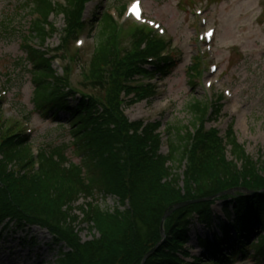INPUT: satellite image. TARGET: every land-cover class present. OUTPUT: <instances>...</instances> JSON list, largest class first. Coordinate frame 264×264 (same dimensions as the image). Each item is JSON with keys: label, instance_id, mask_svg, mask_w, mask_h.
<instances>
[{"label": "trees", "instance_id": "obj_1", "mask_svg": "<svg viewBox=\"0 0 264 264\" xmlns=\"http://www.w3.org/2000/svg\"><path fill=\"white\" fill-rule=\"evenodd\" d=\"M86 1L21 3L19 16H30L25 33L13 24L12 17L0 19L1 34H20L26 61L32 65L29 71L35 84V108L57 123L61 112L68 114L61 125L70 126L79 155L76 163L67 155L66 144L43 148L40 165L34 171L30 135L11 133L0 140V236L5 230L24 231L39 226L51 233L56 245L68 248L60 251L63 256L56 264H142L163 239L164 215L175 204L200 200L175 210L167 218L164 241L144 264H202L200 257L189 262L178 259L175 252L180 242L187 239L194 220L208 224L212 206L221 200L226 210L233 206L235 216L221 221L222 246L209 237L199 238L205 249L202 256L211 264H230L248 255L264 262V161H255L247 154L231 128L226 145L216 130L204 131L205 122L217 116L221 103L211 109L208 103L195 101L191 106L197 117L192 127L196 128L195 133L187 127L181 144L169 141L165 156L159 152L161 137L157 130L161 122L132 121L124 114L125 106L155 93L154 85L135 88L128 83L130 80L146 73L165 77L181 61L176 54L162 55L168 46L162 38L138 30L134 50L123 57L121 30L112 16L103 13V17L94 20L97 32L90 78L95 85L110 87L107 102L71 88L69 79L57 73L46 52L30 44L34 39L44 44L50 33L59 31L50 21L51 15L64 16L63 39L67 42V37L86 25L82 19ZM105 16L109 20L107 27L102 24ZM122 94L126 98L132 96L120 98ZM2 125L0 122V129ZM171 130L177 134L183 131ZM228 146L231 160L227 157ZM236 187L255 193L246 196L237 192L202 200ZM95 193L117 196L126 209H102ZM81 195L91 201L76 206ZM77 209L82 212V219L76 215ZM81 223L87 224L91 239L81 237ZM232 229L237 230L238 237L230 240ZM254 234L259 235L257 243L248 244L249 236Z\"/></svg>", "mask_w": 264, "mask_h": 264}, {"label": "rangeland", "instance_id": "obj_2", "mask_svg": "<svg viewBox=\"0 0 264 264\" xmlns=\"http://www.w3.org/2000/svg\"><path fill=\"white\" fill-rule=\"evenodd\" d=\"M25 1L27 0H0V18L12 17L13 24L21 27L24 33L28 31L26 21L30 16L26 17L27 14L25 18L19 16L18 8ZM131 1L87 0L84 12L85 18L89 19L94 12L99 13L98 8L103 12H113L115 8L119 14L116 15V19L121 28L120 53L123 57L134 50L133 42L138 30L154 32L161 36L153 26L134 22L121 13V6ZM142 3L145 17L160 22L165 28L162 35L166 42H169L166 53L176 54L181 61L157 83L155 95L151 100L138 99L131 107L125 106L124 114L132 121L161 122L157 131L161 132L162 138L159 152L165 156L169 141L181 144L180 138L185 137L187 127L191 132L196 131V128L192 127L197 117L191 107L195 101L208 103L211 109L215 108L217 102H221L223 108L219 118L216 122L208 120L205 123L206 130L216 127L220 136L224 138L229 124H233L237 141L245 148L247 154L255 161L260 158L264 161V0H142ZM200 11L203 12L202 15H198L197 12ZM203 19L207 21L205 24L202 22ZM108 23L109 20L105 16L102 24L105 27ZM55 26L63 29L62 15L55 19ZM210 27L216 28V35L209 50L208 45L199 38L204 30ZM89 32V26H86L79 33L77 39L84 40L82 46H77V39L67 37L65 45L63 43L60 47L63 50L67 48L63 55L68 57L54 59L53 66L59 75L65 73L71 88L75 91L107 102L110 87L102 88L95 85L90 78V58L96 36L95 38L89 36ZM60 41L57 35L49 39L46 46L53 49L61 44ZM30 44L42 48L38 45V39L32 40ZM60 53L62 54L60 49H53L51 55L60 57ZM211 64L218 66L215 72L210 71ZM66 66L68 70L65 69ZM31 67L30 62L26 61L20 34L5 37L1 34L0 26V101L4 104L0 121L3 123L0 140L11 133H28L33 154L43 148L66 144L67 155L77 163L79 155L73 144L70 126L61 125L68 118V114L61 112L58 116L60 123H57L52 117H44L35 108L33 99L35 84L29 71ZM194 67L196 69H193ZM149 76L146 73L128 83L136 88L155 82V79H150ZM209 83H212L211 87L208 86ZM4 91L6 94H3ZM226 91H229L230 95L225 94ZM221 93L223 95H220ZM131 96L132 94L126 98L122 94L120 98L128 99ZM212 111L210 110L209 114ZM171 128L175 131L182 128L183 131L177 134ZM227 157L229 160L232 159L230 153ZM181 186L184 184L181 183ZM95 198L104 210L113 211L118 206L126 209L115 195L106 197L95 193ZM85 201L84 198H80L76 206L83 205ZM222 204L223 201H219L213 207L212 226L194 222L199 234L209 238L214 234L222 236L219 227L220 217L223 216ZM76 212L79 219H82L80 209ZM79 230L83 240L91 239L86 223H81ZM258 236V234L249 236L248 244L251 242L256 244ZM231 239L233 240V236ZM192 243L194 246L195 241ZM60 251H68V248L56 245L51 233L39 226L24 231L14 228L0 236V264H56L63 256ZM190 252L194 256L203 257L205 250L195 247ZM190 260L191 257L185 258V261ZM232 262L264 264L251 255Z\"/></svg>", "mask_w": 264, "mask_h": 264}, {"label": "water", "instance_id": "obj_3", "mask_svg": "<svg viewBox=\"0 0 264 264\" xmlns=\"http://www.w3.org/2000/svg\"><path fill=\"white\" fill-rule=\"evenodd\" d=\"M235 191L243 192V193H245V194L248 195V196L254 194L253 191H250V190H248V189H246V188H241V187H239V188H236V189H234V190L225 191V192H223V193H221V194H219V195H223V194H234ZM193 202H196V201H188V202L178 203V204H176L171 210H169V211L164 215L163 220H162V224H161V232H162L163 237L165 236V232H164V222L166 221L167 217L170 216L175 210H177V209H179V208H181V207H184V206H186V205H188V204H191V203H193ZM155 249H156V248H154L151 252H149V253L146 255L145 259H146L151 253H153V251H154ZM145 259H144V261H143V264H144V262H145Z\"/></svg>", "mask_w": 264, "mask_h": 264}, {"label": "snow or ice", "instance_id": "obj_4", "mask_svg": "<svg viewBox=\"0 0 264 264\" xmlns=\"http://www.w3.org/2000/svg\"><path fill=\"white\" fill-rule=\"evenodd\" d=\"M135 7H136V5L134 4V5H133V8H135Z\"/></svg>", "mask_w": 264, "mask_h": 264}]
</instances>
